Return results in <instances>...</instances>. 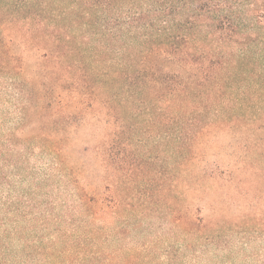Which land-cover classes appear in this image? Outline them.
Instances as JSON below:
<instances>
[{
  "label": "trees",
  "instance_id": "trees-1",
  "mask_svg": "<svg viewBox=\"0 0 264 264\" xmlns=\"http://www.w3.org/2000/svg\"><path fill=\"white\" fill-rule=\"evenodd\" d=\"M0 102V264H152L111 243L152 216L194 237L214 192L264 216V0H0ZM34 149L81 212L19 192Z\"/></svg>",
  "mask_w": 264,
  "mask_h": 264
},
{
  "label": "rangeland",
  "instance_id": "rangeland-1",
  "mask_svg": "<svg viewBox=\"0 0 264 264\" xmlns=\"http://www.w3.org/2000/svg\"><path fill=\"white\" fill-rule=\"evenodd\" d=\"M15 113H17L15 108L10 104L0 102V121H4L2 132L9 133L11 128H15L19 121L17 116L15 117ZM11 114L13 118H10ZM51 159L49 155L43 154L41 149H34L31 157L25 160L28 168V172L25 173L26 182L18 184L17 189L20 192L27 190L31 185L39 188L47 196L37 198L36 202L45 207L47 201L52 202L53 199H57V209L62 216L67 211L69 212L68 217L73 212H81L77 209L72 212L70 206L73 198L71 197L72 192L67 186L68 179L63 170L52 166ZM8 172L10 173V170ZM207 198L209 202L210 200L213 202V207L205 208L200 213L202 218H207V221H210L212 227L196 232L194 237L173 225L172 218H167L165 221L152 216V219H148L142 227H139L141 229L139 232L133 231L129 238L131 242L128 241L124 245H119L120 242H112V249L147 245L153 254L152 264H162L163 258L166 257L168 260L167 250L175 244H179L184 249L185 256H187V245L195 246L196 244L197 258L193 262L190 259L187 264H264V216H260V210L254 214L250 213L253 210L243 208L245 211L240 212L235 208L238 206V202H236L237 206L228 205L225 207L223 205L220 207L219 204L222 203V199L215 192ZM196 199L198 197L196 198L195 193L187 194V205L192 218L199 213L197 212L198 208L203 206ZM75 217H80V215L76 214ZM62 225L64 229L69 226L68 222L67 224L62 223ZM53 228L51 227L50 232L54 230Z\"/></svg>",
  "mask_w": 264,
  "mask_h": 264
}]
</instances>
